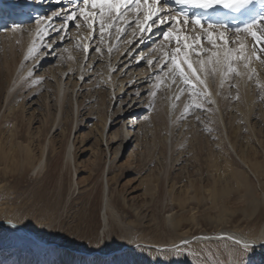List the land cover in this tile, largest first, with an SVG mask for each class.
I'll use <instances>...</instances> for the list:
<instances>
[{
    "label": "rangeland",
    "instance_id": "374dc122",
    "mask_svg": "<svg viewBox=\"0 0 264 264\" xmlns=\"http://www.w3.org/2000/svg\"><path fill=\"white\" fill-rule=\"evenodd\" d=\"M23 1L0 0V3L8 2L12 7L19 2L15 7L18 10ZM60 14L58 16L61 17ZM64 14L66 18L67 14ZM55 18L42 22L41 28L35 31L42 35L46 30L48 34L41 39L38 36L31 39L27 49L29 42L25 41L21 45L16 33H10L12 28L0 31V208L11 211L9 215L12 219L36 226L39 238L47 242L34 249H16L11 237L0 234V264H18L17 252L21 258L33 264H61V260L71 264H135V260L142 264H237L242 250L235 246L227 251L220 243L185 245L182 243L184 239L178 238L181 233L193 237L215 234L218 230L236 231L250 235L253 239L260 236L264 230V206L261 204L253 213L240 198L242 190L234 186V179H227L230 173L225 166L229 163L232 164L233 174L241 175L254 193L261 194L237 154L226 142L221 144L216 138L188 134L176 150L183 152L184 162L181 161L178 167H182L185 173L182 178L175 176V172L167 168L168 159L159 161V142L162 143L159 132L165 134L170 129L168 113L160 100L153 99L157 95L151 94V98L145 89L140 91L146 83L138 85L142 78L139 73L146 68V60L139 61L141 63L138 65L137 54L129 57L133 62L136 61L133 63L135 70L124 68L121 75L117 76L116 80L123 81L119 97H113L111 105L106 100L101 101L99 97H105L107 90L98 83L100 74L97 65L93 67L97 59L101 58L99 52L95 51L99 44H93V38L88 42L90 54L84 52L79 71L81 78L73 76L69 80L65 74L61 79V72L66 69L68 52L72 65L78 64L82 39L75 35L80 28L85 27L77 28V21L73 20L63 28L65 19ZM35 24L31 21L20 28L32 30ZM97 32L98 29L94 36ZM30 48L36 49L31 55ZM124 53L125 50L121 56ZM92 59L93 63L89 64ZM120 69L117 72L112 70L110 75L119 73ZM21 72L22 75L18 77ZM57 81H61L60 95L65 88L61 107L58 102L54 103V92L58 97ZM131 81L139 87H129ZM73 82L77 84L74 91ZM116 89L112 90L113 95ZM131 90L134 92L127 96ZM138 90L140 92L136 96ZM231 91L224 94L229 103L234 101ZM258 96L256 94L255 104L259 103ZM208 107L206 104L204 110L197 112L199 119ZM187 113L193 115L194 112L189 110ZM103 115L107 121L101 142L99 131ZM53 117L55 122L51 126ZM186 119H190V116ZM249 124L255 129L261 128L263 132L258 141L251 136L245 138L249 160L252 161L250 165L255 162L264 166V122L262 124L257 109L249 118ZM188 129L193 130V125H189ZM123 135L128 140L122 144ZM49 141H52V149L48 147ZM70 144L75 159L67 161L66 153ZM41 148H44L45 156L49 152L47 175L44 172L32 176L31 171L22 168L24 152L29 149L32 159H37ZM208 149L216 154L214 158L208 156ZM60 151L62 155L59 158ZM115 154L118 159L108 171ZM257 178L262 190L264 176L258 175ZM106 179L113 198L118 203L122 201L120 205L123 202L126 205L121 212V221L109 225L103 219L101 203V190ZM227 180L229 187L224 190L228 194L225 205L228 207V220L219 224L220 216H217V210L211 205L208 192L214 185L219 190L221 182ZM188 182L205 199L196 196L199 202H188V196L184 193L178 197H186L181 201L183 207L175 206V211L183 217L184 222L181 230L174 233L164 223L170 206L168 191L173 189L176 195L189 190V195L192 191ZM174 199L178 200L176 197ZM93 209L95 212L92 215ZM90 232L93 233L92 237L86 239L82 236ZM259 240L261 242L258 245L255 244L243 254L247 264H264V235ZM51 241L66 245L71 250L87 251L89 248V252L93 253L86 258L80 253L72 255L58 244H49ZM150 243L170 247L152 253L144 245ZM121 246L123 249L128 247L123 254L103 256Z\"/></svg>",
    "mask_w": 264,
    "mask_h": 264
},
{
    "label": "bare ground",
    "instance_id": "6f19581e",
    "mask_svg": "<svg viewBox=\"0 0 264 264\" xmlns=\"http://www.w3.org/2000/svg\"><path fill=\"white\" fill-rule=\"evenodd\" d=\"M23 2H26V0H24ZM54 4L56 5L55 7L57 8L56 10H53L54 12L61 9L62 5L57 4V2L53 3V5ZM21 6L22 7L20 11L25 8L23 4ZM43 8L44 6L42 7V9ZM67 12H72L71 8L68 7V8H64L63 11H59V13H61L60 14L61 17H58V18L60 19L64 18L65 16L64 13L68 14ZM53 17L54 16H52V18ZM41 24L33 25L32 30L30 29L24 30L23 28L22 29L16 28L15 30H12L10 33H13V34L16 33V39L22 45L24 44L25 41L29 42L31 39H34L37 36H38V39H41V37L48 34L46 30H45L46 33L44 32L42 35H39L40 32L37 31L38 32L37 33L35 31L41 28ZM49 25H52V24L50 23ZM134 25L135 23L132 25V27H124L123 23L121 22L119 25H117V27L123 28L124 29L123 31L117 32L115 28L106 30L103 35V39H101V35L98 30L94 38L91 40L93 44L95 42L99 44V47H98L100 49L99 54L101 55V58L97 59V61L93 64V67L97 65V69L99 70L100 78H99L98 83L100 85L102 84V87L107 90L105 97L100 96L99 99L101 101L106 100V102H108L111 105V100L113 99V97H116V96L119 97L120 92L123 89L122 87L123 81L116 80L117 76L121 75L120 74L121 70H123L124 68L127 69L128 67H130L131 69H134L133 67L134 62L137 61L139 65V63H141L139 61H142L143 59H145L146 68L141 70L139 73V75L142 78H141V82L138 83V85L146 83V86L140 89V91L145 89V92H148V95L150 96L151 94L155 93L157 97L153 98L151 96V98H153L154 100H160L162 102L163 106L165 107V110L168 113L167 116H169V120H170V129L166 130L165 134H163L162 132H159V139H162V143L159 142L160 143L159 161L163 162L165 159H168L169 161L167 165L168 170H172V172H175V176L177 175L180 178H182L185 171L182 167H178V166L180 162L183 161L182 159L183 152L182 151L176 152V150L177 148H179V146L181 145L180 143H182V140L188 134L192 136H203L204 135V136L216 138L218 143H221V144H224V142H226L231 148V150L237 154V156L239 157V161L241 162L243 168L247 171L248 175H250V177H252L255 180V182L257 183V187L260 190L261 194L257 195L256 193H254V190L251 189L250 185L246 183V181L243 179V177H241V175L233 174V170L231 169L232 164H229V163L225 166L228 172L230 173L227 179H230V178L234 179V182H235L234 186L242 190V195L240 198L243 200L244 203L246 202V204L250 207L253 213L256 212L261 204L264 206V183L262 184L263 188L261 190L260 189L261 184L257 178L258 175L264 176V166L259 163L257 164L255 162L253 165H250L252 161L249 160V156H250L249 151H248L249 148H248L247 142H245V138L251 136L252 138L256 139V141H258L263 133L261 131V128L255 129L249 124V118L252 116L254 109H257V111L260 113V119L262 120V124L264 122V64H261L258 60L253 58L252 62L249 65V68L245 69L243 67V63L241 62L238 65V70L241 72V76L239 77L232 76L231 78L225 80L222 87L220 83L221 78L219 74H217L214 78L209 77L207 87L211 94V99L213 103L208 104L209 107L207 109V112L203 114L200 119H197V116H199L198 115L199 113L197 112L202 111V109L190 108L189 110H192L194 112L193 115L189 113H185L184 106L185 104L190 103L191 98L188 96L187 90L183 92L181 91L182 89H185V85L180 81L178 76L175 77V82H173L174 77L168 68V64L170 63L169 57L171 53L175 51L177 47L175 40H173L172 43L169 44V42L166 40H163L162 35H159V34L151 35L148 38L143 39L142 36L138 37L133 34ZM66 27L67 26L65 25L63 26V28H66ZM85 28H80L78 30V33L75 35L76 38L82 39V44H81L82 53L79 56L80 59L78 61V64L75 63L74 66L72 65L71 59L69 57V52H68L67 64H65L66 69L61 72V79L64 77L65 74L68 75L69 80H71L73 76H75V78H81L82 76L79 71H80L83 57L85 55L83 48L85 46H89L88 42L90 41L89 29L88 28L85 29ZM167 29L168 28H164L165 31ZM174 30L177 31L175 28ZM175 31L173 33L174 35H175ZM195 33H198V36H201L200 31L187 32L186 35L194 37ZM180 34L182 36L185 35L184 33H181V32ZM216 35L218 36L219 32H217ZM225 36L227 37L229 41L230 47H233V48L238 47L239 46L238 42L243 41L249 53L251 52V49L253 47V42H252V38L248 36L247 34L241 33L239 36H237V34L228 35L227 33H225ZM232 41H237V43H232ZM183 43L184 41L182 40L181 46L183 45ZM188 43L192 44L193 41L189 40ZM30 44L31 43L29 42L28 45L26 46V49ZM23 46L20 47V50H22V52L24 49ZM201 47L205 48V55H207L208 52L212 49V45L208 43V39L206 36L202 37V43H200L196 47L195 50H199V48ZM109 49H111V51H109ZM124 50H125V53L121 56ZM109 53H111V55H109ZM133 54H137L136 61L134 62L131 60L132 58H129V57L134 56ZM144 54L146 55L145 58L142 57ZM261 55H264V54H261ZM193 59H195L194 56H193ZM93 61L94 60L92 59L89 62V64L93 63ZM149 61H153V63L149 64L148 63ZM119 68H121L119 70V73L115 75H110V72L112 70L113 72H117ZM161 69H163V71H161ZM21 75H22V72L19 73L18 77ZM249 75H251L252 77L251 79H249ZM157 77H159V79H157ZM60 82L61 81H57V85H56V91L58 93V97L56 95V92H54V103L56 104V102H58L59 107H61V104L63 101V93L65 91V88H64L62 95H60L62 91ZM76 85L77 84L73 82L72 91H74ZM257 85H260V86L258 87ZM132 86H134L135 89L139 87L137 86V84L136 85L134 84V81H131L129 83V87H132ZM114 88L115 89L117 88V89H116V93L113 95L112 90ZM230 89H232L231 92L234 94V97H232L234 101L231 103H229L224 96V94H227L230 92ZM140 91L138 90L137 92H135L136 96L138 95ZM132 92H134V90L128 91L127 96L128 94H131ZM235 94H236V97L237 95L239 96V99H236ZM256 94H259L258 96L259 99H257L259 100V103L257 104H255ZM177 96H179L180 98L176 99ZM188 116H190V119H186ZM106 121H107V117L106 116L104 117L103 115L101 119V129L99 131L101 142H103V133L106 129ZM54 122L55 120L53 117L51 126L53 125ZM189 125H193V130L189 131L188 129ZM246 130H249V131H246ZM242 131H244L245 133ZM123 133H124V127H123ZM127 140L128 138L126 137V135H123L122 144L126 143ZM51 144H52V141H49L48 142L49 148H51L50 147ZM258 144L260 145V142H258ZM60 149L62 150V148ZM71 149H72V144H70V148L68 152L66 153L67 161L68 160L72 161V158L75 159L74 155L71 154V151H70ZM208 151H209L208 156L211 158H214L216 154H213L210 149H208ZM164 152L166 153L162 155ZM118 153L119 152H117V155ZM219 153H222V151H220ZM48 154L49 152L47 153V156H45L44 148H41V151L39 155L37 156V159L35 158L32 159L33 156L31 152L29 151V149H26L24 152V164L22 168L28 169L29 171H31L32 176H38L39 174L44 173V172L46 173V174L44 173L46 176L47 166H48ZM173 154L174 156L172 157ZM61 155H62V152L60 151L57 157L60 158ZM117 155L113 157L114 159H112V163L109 164L108 171L112 169L111 166L118 159ZM228 182H229L228 180L222 181L221 185H219L221 186L219 190H218V187L214 185L213 188L209 189V192H208V196H209L208 198L210 200V203L217 210L216 211L217 216H220L218 217L219 224L225 223L228 220L226 218L228 207L225 206L227 202L226 197L228 194L225 193V190H224V188L229 187ZM188 185H189L190 190L192 191L191 193H189V195H188L189 190L187 191L183 190V192L180 191V193H177L176 195L174 194L173 189H170L168 191V196H169L168 201H169L170 206L168 207L169 211H168V215L164 219V223L174 233H177L179 230H181L180 228L183 227L182 223L184 222L183 217H180L178 215L177 211H175V208L179 206L183 207L184 205H182L181 201H183L186 197L181 198V199L180 198L178 199V197L181 196L182 193H184L186 196H188V198L186 199L188 202H192V201L199 202L196 196H201V200L205 199V197H202L201 194L198 195L196 193V189L192 187V184H189L188 182ZM101 191H102L101 192L102 193L101 203H102V210L104 212L103 219L106 222H108V225L113 224V222L121 221V212L124 211V207H126V205H124V202H123V205H120L122 201L121 202L119 201L120 203H118L113 198V192L110 191L107 179L105 180V185L102 187ZM175 197L178 200L175 201L174 199ZM10 212L11 211L9 210L6 211L5 209L0 208V234H3L4 236H7V237H11L10 239L12 241V245H14L16 249L18 248H24V250L32 249V248L34 249L36 246H40V244L47 243L46 241L39 238V235L37 234V231L35 229L36 226L32 225L31 223L27 224L25 222L23 223L18 222V219L17 221L15 219H12L11 218L12 216L9 215ZM94 212L95 211L93 209L91 211L92 215ZM190 217L192 218L193 215H191ZM193 220H194L193 223H195V218ZM12 224H15V227H12L11 226ZM92 234H93L92 232H90L88 235L83 233L82 236H85V238L88 239L89 237H92ZM179 235L180 236H178V238L180 240L184 239L182 243L185 245L215 242V243L222 244L228 251V249L232 246H235L239 250H242L241 245L236 244L237 240L251 244L252 245L251 248L255 247L261 242L259 239L260 237L264 235V230L261 232L260 236L256 239L250 238L251 237L250 235H245L242 233H238L236 231L221 232L219 230L215 234H201V235H195L193 237L187 235V233H181ZM55 238L58 239L57 236ZM58 242L51 241L48 243L58 244L63 249L69 250L70 254L78 255L80 253L85 258L87 256H90L91 253H93V252H89V248L87 249V251H84V249H79V250L72 249L71 250L68 246L60 245ZM67 243H71V241H68ZM144 245H146L145 246L146 249H151L152 253L154 251H159L161 249L170 247L168 245L167 246L156 245V243L155 244L150 243V244H144ZM127 248L128 247L123 249V246H121L118 249H116V251H113V252L111 251L109 253L106 252V254L103 256H106L107 254H110V255L123 254ZM117 250L118 251L120 250V251L118 252ZM100 256L98 257H100L101 259L102 254H100ZM16 257H18V264H33V262L29 261L28 259L21 258V254H19L18 252H17ZM60 263L61 264H71V263L63 262L62 260L60 261ZM135 264H142V263H139V261L135 260Z\"/></svg>",
    "mask_w": 264,
    "mask_h": 264
},
{
    "label": "snow or ice",
    "instance_id": "6c2138e0",
    "mask_svg": "<svg viewBox=\"0 0 264 264\" xmlns=\"http://www.w3.org/2000/svg\"><path fill=\"white\" fill-rule=\"evenodd\" d=\"M26 2L42 4L44 0H26ZM174 2L177 5L186 6L188 9H195L201 14L179 10L175 15H169L165 11L164 0H73L74 10L67 14L63 24L67 26L69 21L76 20L77 28L83 26L89 29L90 39L94 38L97 29L101 39H103L106 30L115 28L117 32L123 31V28L117 27L121 22L125 27H132L133 17L135 18V27L141 31H150L151 26L157 24L170 23V25H175L180 22L178 17L182 19L185 29L189 26L193 31L199 29L201 36L191 37L186 34L182 36L179 31H175L172 26H169L166 31L162 32V36L169 44L173 40L177 44L175 51L169 57L168 68L174 77L173 82L178 76L185 85V89L181 91L187 90L188 96L191 98L190 103L184 106L185 113L190 108L203 110L204 105L213 103L207 87L209 77L214 78L219 74L222 87L225 80L232 76H241V72L238 70V65L241 62L245 69L249 68L253 58L264 64V55H261L264 54V0H174ZM221 10L233 17L248 13L249 18L243 23L230 25L220 19ZM59 11H63V9L54 12L53 15H58ZM51 20L52 15L47 13L44 15L37 14L33 17V22L37 25ZM11 27L15 30L22 26L13 24ZM220 29L224 31H219ZM4 30L7 31L8 29L5 28ZM174 31L175 35L173 34ZM229 31L235 32L237 36L241 33L250 36L253 42L251 52L249 53L243 41L238 42V47H230L225 36V33ZM217 32H219L218 36L216 35ZM204 36L212 45V49L207 55H205V48L201 47L199 50H195L202 43ZM182 40L184 43L181 46ZM189 40H192L193 43H188ZM232 43H237V41H232ZM35 51V48H30L29 55ZM83 51L86 55L90 54L89 46H85ZM95 51L100 52V49L97 48ZM27 58L26 56L25 59ZM148 63L152 64L153 61ZM251 78L249 75V79ZM179 98V96L176 97V99ZM236 99H239L238 95ZM11 226L15 227V224ZM236 244L242 247L241 257L237 264H247L243 259V254L252 245L240 240H237Z\"/></svg>",
    "mask_w": 264,
    "mask_h": 264
}]
</instances>
